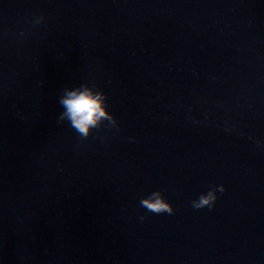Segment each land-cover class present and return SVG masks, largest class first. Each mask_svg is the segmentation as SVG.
<instances>
[{
    "label": "water",
    "instance_id": "95a60500",
    "mask_svg": "<svg viewBox=\"0 0 264 264\" xmlns=\"http://www.w3.org/2000/svg\"><path fill=\"white\" fill-rule=\"evenodd\" d=\"M84 82L118 130L58 122ZM0 157L172 264H264V0H0Z\"/></svg>",
    "mask_w": 264,
    "mask_h": 264
},
{
    "label": "clouds",
    "instance_id": "9594fccd",
    "mask_svg": "<svg viewBox=\"0 0 264 264\" xmlns=\"http://www.w3.org/2000/svg\"><path fill=\"white\" fill-rule=\"evenodd\" d=\"M43 20L42 15L35 16L32 24L34 26L39 25ZM57 102L61 108L57 118L58 122H67L81 140L88 138L95 129L105 125V122H107L108 128L119 129V121L114 113L109 110L107 94L93 84L84 82L74 87H65L58 96ZM230 130L229 128L225 129V131ZM224 191H226V186L223 183L213 185L206 192H201L194 198L191 205L195 209L204 207L211 209L215 206L219 195ZM139 203L141 207L153 213L172 214L175 211L173 204L159 188L143 195ZM140 219H145V216L141 215Z\"/></svg>",
    "mask_w": 264,
    "mask_h": 264
}]
</instances>
